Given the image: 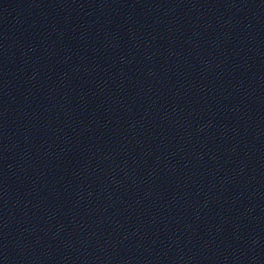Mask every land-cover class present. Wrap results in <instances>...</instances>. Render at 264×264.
Returning <instances> with one entry per match:
<instances>
[{"label":"water","instance_id":"obj_1","mask_svg":"<svg viewBox=\"0 0 264 264\" xmlns=\"http://www.w3.org/2000/svg\"><path fill=\"white\" fill-rule=\"evenodd\" d=\"M0 264H264V0H178L2 194Z\"/></svg>","mask_w":264,"mask_h":264}]
</instances>
